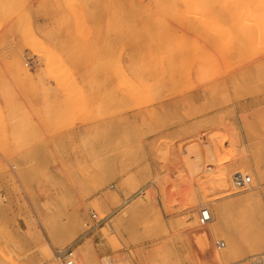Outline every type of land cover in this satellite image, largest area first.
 <instances>
[{
  "label": "rangeland",
  "instance_id": "rangeland-1",
  "mask_svg": "<svg viewBox=\"0 0 264 264\" xmlns=\"http://www.w3.org/2000/svg\"><path fill=\"white\" fill-rule=\"evenodd\" d=\"M187 1L0 0V264H264V2Z\"/></svg>",
  "mask_w": 264,
  "mask_h": 264
},
{
  "label": "built area",
  "instance_id": "built-area-1",
  "mask_svg": "<svg viewBox=\"0 0 264 264\" xmlns=\"http://www.w3.org/2000/svg\"><path fill=\"white\" fill-rule=\"evenodd\" d=\"M241 182L243 184L250 182V177L248 175H245V177H241ZM91 218L94 221H97L96 213H91ZM211 220V213L207 207L201 206L198 212V223L200 225H204L205 223L209 222ZM214 247L216 249H220L224 247V241L223 240H215L214 241ZM54 257L58 260L60 264H78L76 260V256L74 253V248L72 245H68L63 248L54 249L53 250Z\"/></svg>",
  "mask_w": 264,
  "mask_h": 264
},
{
  "label": "crops",
  "instance_id": "crops-1",
  "mask_svg": "<svg viewBox=\"0 0 264 264\" xmlns=\"http://www.w3.org/2000/svg\"><path fill=\"white\" fill-rule=\"evenodd\" d=\"M187 123H184V122H180V124H177L176 126H174L173 128H168L167 130H161V131H158L156 132L155 134H152L150 136V139H149V145H150V149L149 151L147 152V156H146V161L147 163L149 164V173L151 175L154 174L155 172V165H156V160L154 159V151H153V145L155 143V140H157V138L161 135H166V136H169V135H172V134H175L177 132H181L183 131V129L185 127H187L188 125H186ZM145 148L147 149V145H145ZM137 178H143L142 174H137Z\"/></svg>",
  "mask_w": 264,
  "mask_h": 264
},
{
  "label": "bare ground",
  "instance_id": "bare-ground-1",
  "mask_svg": "<svg viewBox=\"0 0 264 264\" xmlns=\"http://www.w3.org/2000/svg\"><path fill=\"white\" fill-rule=\"evenodd\" d=\"M188 1H189V0H188ZM188 1H187V2H188ZM231 1H232V0H230V4H231ZM252 1H253V0H252ZM255 1H256V0H255ZM255 1H254V2H255ZM257 1H259V0H257ZM181 2H182V1H181ZM183 2H185V1H183ZM183 2H182V3H183ZM202 2H203V1H202ZM215 2H216V1H215ZM233 2H234V1H233ZM239 2H240V1L238 0L237 3H239ZM263 2H264V0H263ZM191 3H192V1H191ZM228 3H229V2H228ZM234 3H236V1H235ZM240 3H242V0H241ZM255 3H256V2H255ZM260 3H261V0H260ZM188 4H189V3H188ZM202 4H203V3H202ZM243 4H245V2H244ZM261 4H262V3H261ZM261 4H260V5H261ZM192 5H193V4H192ZM200 5H201V4H200ZM245 5H246V4H245ZM260 5H258L257 7H259ZM185 6H186V5H185ZM190 6H191V5H190ZM194 6H195V5H194ZM235 6H236V4H235ZM262 6H263V4H262ZM223 8H224V7H223ZM237 8H239V7L237 6ZM243 8H244V7H243ZM245 8H246V10H247V7H245ZM245 8H244V10H245ZM191 9H192V8H191ZM191 9H190V10H191ZM196 9H197V8H196ZM235 9H236V8H235ZM182 10H183V9H182ZM241 10H242V8H241ZM246 10H245V11H246ZM250 12H251V11H250ZM191 13H192V12H191ZM243 13H244V11H243ZM252 13H253V12H252ZM254 13H255V12H254ZM254 13H253V14H254ZM204 14H205V13H204ZM249 15H250V14H249ZM204 16H205V15H204ZM204 16H203V17H204ZM242 16H244V15H242ZM251 16L253 17V15H251ZM157 17H158V16H157ZM246 17H247V15H245V18H246ZM259 17H260V16H259ZM209 18L211 19V16H209ZM253 18H254V17H253ZM257 18H258V17H257ZM156 19H157V18H156ZM207 19H208V18H207ZM212 23H213V21H212ZM213 24H215V23H213ZM198 45H199V44H198ZM185 47H186V46H185ZM178 48H179V47H178ZM201 49H202V48H201ZM196 50H197V49H196ZM211 59H212V58H211ZM207 61H208V60H207ZM117 67H118V66H117ZM119 68H120V67H119ZM22 69H23V68H22ZM120 69H121V68H120ZM120 69H119V71H120ZM24 71H25V70H24ZM21 72H23V71L21 70ZM25 72H26V71H25ZM120 72H121V71H120ZM115 73L118 75L117 72H115ZM23 74H25V76H26V73H23ZM122 75L124 76V74H122ZM21 76H22V74H21ZM120 76H121V75H120ZM123 76H122V77H123ZM159 76H160V75H159ZM117 79H118V78H117ZM124 79H127V78H124ZM138 80H139V78H138ZM126 81H128V80H126ZM120 82H121L122 84H128V83H129V81L126 83V82H124V81L122 82L121 80H120ZM143 82H144V81H143ZM131 83H132V82H131ZM149 84H150V83H149ZM149 84H147V85H149ZM129 85H130V84H129ZM140 85H141V84H140ZM129 87H130V86H129ZM131 87L133 88V86H131ZM126 88H128V86H126ZM132 88H131V89H132ZM138 88H139V87H138ZM131 89H130V91H131ZM135 89H136V87H135ZM123 92H124V91H123ZM138 92H139V90H138ZM142 92H143V91H142ZM124 94H125V93H124ZM135 94H136V93H135ZM142 95H143V94H142ZM145 95H146V94H145ZM127 96H128V95H127ZM140 96H141V94H140ZM137 97H138V95H137ZM137 97H136V99H137ZM142 97H143V96H142ZM150 97H151V96H150ZM138 100H139V99H137V101H138ZM143 100H144V99H143ZM149 101H150V100H149ZM149 101H148V102H149ZM144 102H145V101H144ZM137 104H138V103H137ZM144 104H145V103H144ZM214 147H215V146H214ZM215 148H216V147H215ZM212 150H213V149H212ZM213 152H214V151H213ZM218 160H220V159H218ZM218 162H219V161H218ZM180 176H181V175H180ZM181 178H182V177H181ZM205 234H206V231H205ZM227 254H229V251H227L226 253H224V255H227ZM44 255H45V256H51V253H50V255H49V251H45V252H44ZM262 259H263V258H262ZM257 261H258V260H257ZM260 264H261V263H260Z\"/></svg>",
  "mask_w": 264,
  "mask_h": 264
}]
</instances>
